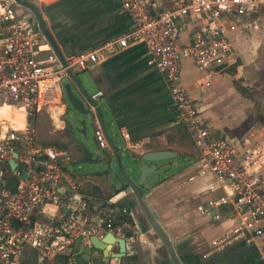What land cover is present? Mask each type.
I'll list each match as a JSON object with an SVG mask.
<instances>
[{"label":"built area","instance_id":"obj_1","mask_svg":"<svg viewBox=\"0 0 264 264\" xmlns=\"http://www.w3.org/2000/svg\"><path fill=\"white\" fill-rule=\"evenodd\" d=\"M119 2L131 19L130 29L68 58L64 66L38 26L17 11L16 2L0 0V107L9 105L23 115V126L0 118V264H26L28 248L36 251L39 264H71L80 237L91 246V237L103 239L109 233L125 238L128 250L132 238L126 235L120 217L129 214V208L118 200H99L85 193L67 168L70 153L42 142L34 123L45 101L63 94L64 82L72 79L69 70L76 73L91 68L133 43L145 45L147 63L165 79L176 120L191 134L203 172L224 186L221 194L206 197L199 207L205 214H212V208L229 207L235 221L210 241V248L219 251L241 239L251 243L264 238V127L239 140L215 133L198 99L181 81L182 59L191 58L207 74L198 88L203 82L210 84L214 68L227 64L233 55L227 34L259 29L264 0ZM192 14L207 21L206 30H194L191 42L181 46L183 23ZM102 95L99 91L85 101L93 114L95 140L99 148L106 149L109 139L100 115ZM123 137L129 141L130 133L123 131ZM12 160L17 163L15 169ZM11 176L17 182L13 189L9 187ZM257 248L264 262V239Z\"/></svg>","mask_w":264,"mask_h":264},{"label":"crops","instance_id":"obj_2","mask_svg":"<svg viewBox=\"0 0 264 264\" xmlns=\"http://www.w3.org/2000/svg\"><path fill=\"white\" fill-rule=\"evenodd\" d=\"M30 1L45 12V18L67 59L119 37L131 27V19L122 11L119 0ZM20 8L17 6V11L25 13ZM206 27L204 18L196 14L187 17L179 37L180 45H188L194 30H206ZM227 37L233 44V55L227 64L214 68L210 84L203 82L198 88L207 74L191 58L182 59L181 81L198 99L201 113L211 130L239 140L259 129L257 118L252 113L255 93L250 82L242 77V68L264 59V12L260 15L259 29L247 33L231 31ZM147 59L145 45L133 43L119 54L108 56L83 70L91 77L94 94L103 92L99 102L109 139L108 153L116 156L115 145L121 155L128 153L139 157L149 151L168 150L176 154L172 161L174 165L179 163L175 160L183 159L181 169L167 175L143 194V199L170 237L183 264H264L257 248L263 237L251 243L241 239L219 251L210 248V241L229 230L235 221L229 207L212 208V214L202 213L199 207L206 197L221 194L224 186L214 175L203 172L201 155L191 134L183 123L176 120L169 87L158 69L150 66ZM67 82L74 83L78 89L81 87L73 78L67 79ZM58 97L62 106L55 114V124L58 130L68 133L64 121L67 107L65 93ZM108 123L116 141L109 132ZM123 131L130 133L129 141L124 139ZM63 140H69V137ZM44 143L58 147L48 141ZM101 157L98 154L97 158ZM70 162L74 163L72 156ZM76 178L82 183L85 193L99 200H118L119 205L129 208V214L120 217L125 232H132L123 264H174L134 193H119L116 186L111 188L106 182H92L86 188L84 180ZM217 214L221 216L219 219L215 217ZM207 252L211 254L205 258L203 255ZM130 253H133V258L127 261ZM25 263L39 264L35 250H26ZM111 264H115L114 261Z\"/></svg>","mask_w":264,"mask_h":264},{"label":"water","instance_id":"obj_3","mask_svg":"<svg viewBox=\"0 0 264 264\" xmlns=\"http://www.w3.org/2000/svg\"><path fill=\"white\" fill-rule=\"evenodd\" d=\"M16 4L21 7L29 20L38 26L42 34L48 41L50 47L58 57L62 65L67 66V57L63 53L55 35L53 34L48 21L45 18V12L36 3L30 0H14ZM71 77L77 82V74L73 70H69ZM80 83V82H79ZM81 84V83H80ZM64 93L69 100L70 105L66 104L65 115L68 113L70 107H73L75 111L83 114L86 113V102L77 96L72 89V83L67 82L64 84ZM100 115L101 105H100ZM103 120V118H102ZM66 131L73 133L74 127L70 119H65ZM105 126V124H104ZM84 134L87 133L86 127L82 130ZM99 147V146H98ZM83 157L73 163V166L79 164H97L103 161L101 158H97L93 151L88 147L82 146ZM117 151L116 158L120 175L117 177L118 182L116 187L120 192L125 191L126 194L134 193L140 208L143 213L148 217L151 222L154 231L160 236L163 247H165L169 253L170 259L174 264H183L180 259L170 237L157 222L154 213L151 211L147 202L143 199V194L158 181L170 174L172 167L175 165L172 163L176 154L172 151H149L143 153L139 157L132 156L127 160L124 159V155L119 153V147L114 145ZM17 153H15V157ZM11 167L15 169L17 163L15 160L10 161ZM27 172L24 173L26 177ZM119 192V193H120ZM91 246L83 242V238L80 237L75 245V261L71 264H111L114 261L115 264H123V260L128 255L127 242L125 238L116 237L115 234L109 233L103 239L98 236L91 237ZM117 244V245H116ZM117 250V252H114Z\"/></svg>","mask_w":264,"mask_h":264},{"label":"rangeland","instance_id":"obj_4","mask_svg":"<svg viewBox=\"0 0 264 264\" xmlns=\"http://www.w3.org/2000/svg\"><path fill=\"white\" fill-rule=\"evenodd\" d=\"M22 9V8H20ZM77 79L81 83L80 89L72 83L73 92L79 96L81 99L85 101L86 96H92L95 92L91 88V77L88 72L79 70L76 71ZM242 77L246 79V81L250 82L252 86V92L255 93L254 98L252 99V113L257 118V126H264V59L260 60V62H251L246 65H243L242 68ZM79 82L77 85H79ZM66 81L64 82V84ZM59 97H52L49 101H45L44 108L42 109V114L38 117L36 122L34 123L37 127L38 134L42 142L48 141V143H53L62 148H66L70 153V156L73 157L74 162L75 159L78 161L83 157V148L82 146L88 147L91 151H93L96 155L102 156V162L97 164H79L77 166H73V163L68 162L67 168L72 170L73 174L82 178L84 180L85 187L92 182H97L104 184L105 182L110 185L111 188H115L118 182V176L120 175L117 158L116 156H112L108 153V149H101L98 147V144L95 140V130L93 126V114L88 109V105L86 102V113H79L70 107L68 113L64 115L65 119H70L73 123L74 131L73 133H64L63 129L57 128L55 124V114L59 113L60 107L62 106L61 102L58 101ZM66 104L70 105L69 100L65 96ZM101 105V104H100ZM109 113V112H108ZM106 119V118H105ZM86 127L87 133L84 134L82 130ZM109 132H111L112 137L113 129L111 125L108 123ZM48 136V137H47ZM69 137V140L64 141V138ZM116 141L117 138L114 137ZM118 142V141H117ZM120 144V143H119ZM97 157V156H96ZM131 156L128 153L124 154V159L127 160ZM183 159L175 160L178 165L172 167L170 174L177 172L179 169L183 167L181 164ZM28 167V166H26ZM16 178L11 176L10 179V188L16 187Z\"/></svg>","mask_w":264,"mask_h":264},{"label":"bare ground","instance_id":"obj_5","mask_svg":"<svg viewBox=\"0 0 264 264\" xmlns=\"http://www.w3.org/2000/svg\"><path fill=\"white\" fill-rule=\"evenodd\" d=\"M49 82H45L47 84ZM10 118L13 123H20V126H23V115L19 111L14 110L9 105H3L0 107V118Z\"/></svg>","mask_w":264,"mask_h":264},{"label":"trees","instance_id":"obj_6","mask_svg":"<svg viewBox=\"0 0 264 264\" xmlns=\"http://www.w3.org/2000/svg\"><path fill=\"white\" fill-rule=\"evenodd\" d=\"M117 192H120V190H118ZM126 234H127L128 237H129V236H132V232H131V231H127ZM132 258H133L132 256H128V257H127V261L132 260Z\"/></svg>","mask_w":264,"mask_h":264}]
</instances>
